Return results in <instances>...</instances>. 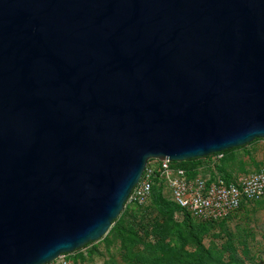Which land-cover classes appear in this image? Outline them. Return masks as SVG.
Here are the masks:
<instances>
[{"label": "water", "instance_id": "water-1", "mask_svg": "<svg viewBox=\"0 0 264 264\" xmlns=\"http://www.w3.org/2000/svg\"><path fill=\"white\" fill-rule=\"evenodd\" d=\"M264 139V0H0V264L107 234L150 159Z\"/></svg>", "mask_w": 264, "mask_h": 264}, {"label": "rangeland", "instance_id": "rangeland-1", "mask_svg": "<svg viewBox=\"0 0 264 264\" xmlns=\"http://www.w3.org/2000/svg\"><path fill=\"white\" fill-rule=\"evenodd\" d=\"M225 156L227 168L256 170L264 166V139L255 140L228 152ZM203 165L199 164L198 168ZM164 197L169 200L167 193ZM127 206L128 214L120 213L115 221L121 220L125 226H130L137 233L139 242L128 240L122 245L118 236L109 233L114 225L112 224L105 236L68 255L69 259L74 264H140L136 257L138 254H151L153 257H160L163 264H178L176 261L170 262L166 252L178 253L180 249V242L176 236L178 231L187 239L183 217H176L178 216L176 214L177 226L174 227L173 224L168 226L166 218L158 213L151 201L142 208L130 204ZM248 209L247 213H234V218L231 217L227 223L225 220L223 224L217 222L211 227H198L197 232L193 231L200 236L202 244L212 256L211 260L204 259L206 264H264V200L261 204L252 205ZM165 227H169L170 232H167ZM188 241L185 249L179 251L185 257L193 256L196 251L189 237Z\"/></svg>", "mask_w": 264, "mask_h": 264}, {"label": "built area", "instance_id": "built-area-1", "mask_svg": "<svg viewBox=\"0 0 264 264\" xmlns=\"http://www.w3.org/2000/svg\"><path fill=\"white\" fill-rule=\"evenodd\" d=\"M222 159L221 153L207 157V163L194 174L175 167L171 161L150 159L127 204L146 207L156 185L179 207L176 217L186 214L196 223H217L241 206L264 200V166L253 171L232 169L227 178L217 168ZM48 264L74 263L68 255H60Z\"/></svg>", "mask_w": 264, "mask_h": 264}, {"label": "trees", "instance_id": "trees-1", "mask_svg": "<svg viewBox=\"0 0 264 264\" xmlns=\"http://www.w3.org/2000/svg\"><path fill=\"white\" fill-rule=\"evenodd\" d=\"M233 150L235 151L236 149H232L229 151L222 152L221 154L223 155V159L221 161V166H217L218 170L221 171L224 174V177L226 176L227 178H228V171L232 170V168L226 167L227 164H226V156L225 155H227L228 152L233 151ZM206 163L207 162L205 159V160L185 161V162H181V163L173 162V165L175 167L185 169L189 173L194 174L196 172V170L198 169L199 164L201 165V164H206ZM150 201H151V203H153V205L155 206L158 213L166 218L168 226H169V224H173L174 227L177 226V224L175 223L176 222L175 216L180 211V209L178 206H176L175 204H173L171 201H169L168 199H166L163 196L161 187H158L156 185H154L152 187ZM258 202H260V201H258ZM127 205L128 204L125 205L124 210L122 212V215L128 214V209H127L128 206ZM130 205H133V204H130ZM133 206H135L137 208H142V207H138L136 205H133ZM244 207L245 206H241L238 210H241ZM227 218L220 221V223L223 224ZM182 221L184 222V224H186V226L184 225V229H185L187 239H185L181 236V231H178L176 233V236L178 237V240L180 242V249L178 250V253H176L175 251H170V252L167 251L166 253H167L168 258L167 257L166 258L170 262L176 261L178 264H206L204 259L207 258V260H211L212 256L210 255L208 249L205 248V246L202 244V240H201L200 236H198L193 231H196V229L198 227L199 228L211 227L215 223H196V222L193 223V221L186 214H183V220ZM113 224L114 225L110 229L109 233H113L116 236H118L121 239L122 245H125L126 241H128V240L132 241L134 243L139 242L137 233L134 232V230L130 226H125L121 222V220L114 221ZM165 229L167 232H170L169 227H167V228L165 227ZM130 237H132V238H130ZM188 237L190 238L191 242L193 243L192 246H194V249H196V251H195V254L193 256L185 257L184 255L179 253V251H183L182 249H185L186 244L189 243ZM90 244H92V243H90ZM90 244H88V245H90ZM87 246H85V247H87ZM159 247H163V245H159ZM136 257L138 259V263H140V264H151L153 262H154V264H158V263L163 264V261L161 259H159L160 257H158V256L153 257L151 254H138Z\"/></svg>", "mask_w": 264, "mask_h": 264}, {"label": "crops", "instance_id": "crops-1", "mask_svg": "<svg viewBox=\"0 0 264 264\" xmlns=\"http://www.w3.org/2000/svg\"><path fill=\"white\" fill-rule=\"evenodd\" d=\"M261 201H263V200H261ZM261 201L260 202H257V203H254V204H252L253 206H255V205H259V204H261ZM252 205H247V206H245L244 208H242L241 210H238V211H236V212H234V213H237V212H242V213H247L248 211H249V207L250 206H252ZM234 213H232L226 220V223L227 222H229V220H230V218L231 217H233L235 214ZM234 218V217H233Z\"/></svg>", "mask_w": 264, "mask_h": 264}]
</instances>
